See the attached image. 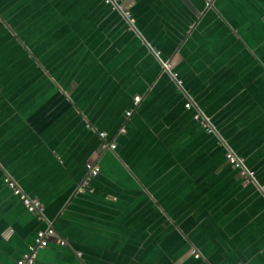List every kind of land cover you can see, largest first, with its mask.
<instances>
[{
    "label": "crops",
    "instance_id": "1",
    "mask_svg": "<svg viewBox=\"0 0 264 264\" xmlns=\"http://www.w3.org/2000/svg\"><path fill=\"white\" fill-rule=\"evenodd\" d=\"M117 1L0 0V264H264V0Z\"/></svg>",
    "mask_w": 264,
    "mask_h": 264
},
{
    "label": "built area",
    "instance_id": "2",
    "mask_svg": "<svg viewBox=\"0 0 264 264\" xmlns=\"http://www.w3.org/2000/svg\"><path fill=\"white\" fill-rule=\"evenodd\" d=\"M107 4H111L113 7H116L120 11V13L123 15L124 18L131 20L130 19V13L127 10V8L123 7L117 0H103ZM163 67L167 68L168 64L162 62L161 63ZM139 100L138 95H134L132 102L133 105H136ZM191 105L190 101H186L183 106L185 108H189ZM131 112V108H128L125 110L124 114L125 116L129 115ZM193 118L197 119V121L200 123L201 126L205 128L206 131L210 132L212 128L208 124L207 119L198 112H195L193 114ZM98 137L101 139V146L102 147H108V148H113L114 143L111 141H106V133L103 131H99L97 133ZM224 158L225 161L235 168L240 177L244 180H250L253 179V172L249 169H247L244 166L243 163V158L237 154H235L231 149H226L224 153ZM84 168H85V175L82 178L80 184L77 186V191H83L84 189L87 188L89 185L88 179L89 177H93L96 175L99 171V167L96 163H93L91 161H86L84 163ZM4 183L12 190V192L17 195L18 199L21 201L22 205L24 206L25 210L31 214L35 215H41L43 212V206L41 202L36 198L32 196H28L25 193H23L16 185L15 183L10 180L7 177L3 178ZM261 191L264 193V189H261ZM55 234L53 228L51 226H48L44 229H39L35 232L32 242L29 243L26 246L25 251L20 255L19 258H17L14 262V264H32L35 256H36V251L38 248L44 247L49 239ZM54 240L57 244L63 245L65 241L60 238V237H54ZM190 253L194 256L197 257L198 253L194 249H190ZM236 264H242L240 262Z\"/></svg>",
    "mask_w": 264,
    "mask_h": 264
},
{
    "label": "water",
    "instance_id": "3",
    "mask_svg": "<svg viewBox=\"0 0 264 264\" xmlns=\"http://www.w3.org/2000/svg\"><path fill=\"white\" fill-rule=\"evenodd\" d=\"M244 163V162H243ZM235 169V168H234ZM42 204V203H41ZM42 206H43V204H42ZM37 252V251H36ZM198 256H199V254H198ZM197 256V257H198ZM36 257V256H35ZM35 260V259H34ZM34 262V261H33ZM238 262H240V261H237V262H235L234 264H236V263H238ZM241 263V262H240ZM33 264V263H32Z\"/></svg>",
    "mask_w": 264,
    "mask_h": 264
},
{
    "label": "rangeland",
    "instance_id": "4",
    "mask_svg": "<svg viewBox=\"0 0 264 264\" xmlns=\"http://www.w3.org/2000/svg\"><path fill=\"white\" fill-rule=\"evenodd\" d=\"M92 178H93V177H89L88 182H89V180L91 181Z\"/></svg>",
    "mask_w": 264,
    "mask_h": 264
}]
</instances>
